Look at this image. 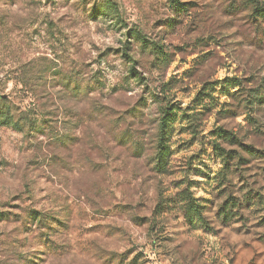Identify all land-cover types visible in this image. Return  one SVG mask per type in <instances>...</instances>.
I'll return each instance as SVG.
<instances>
[{"label": "rangeland", "instance_id": "374dc122", "mask_svg": "<svg viewBox=\"0 0 264 264\" xmlns=\"http://www.w3.org/2000/svg\"><path fill=\"white\" fill-rule=\"evenodd\" d=\"M0 95V264H264V0H0Z\"/></svg>", "mask_w": 264, "mask_h": 264}, {"label": "trees", "instance_id": "16d2710c", "mask_svg": "<svg viewBox=\"0 0 264 264\" xmlns=\"http://www.w3.org/2000/svg\"><path fill=\"white\" fill-rule=\"evenodd\" d=\"M114 9H115L114 5L108 3V1H107L105 5H103V6L100 7V10H99L98 13H100V16H104L105 18H108L109 20H112L111 15L116 14V12H115ZM115 20H117V23L120 22V18L117 17V16H116ZM128 33L131 34L138 41H141L142 42L144 40L140 36L139 33L132 32V31L131 32H128ZM3 98H4V96L3 95H0V100H3ZM172 116H173L172 109L170 107H167L165 109V111L163 112V117L160 120V124H159V128H160L162 134L165 132V129L170 124ZM15 124H16V121L14 120V117L9 114V110L7 111L5 109V104H1L0 105V125L1 126H13ZM217 136L220 139H227L226 138V132H223L221 130L218 131ZM159 156H163V152H160L159 153ZM191 213L198 214V212L196 210L192 211ZM189 219L191 221L193 219V216L191 218H189Z\"/></svg>", "mask_w": 264, "mask_h": 264}]
</instances>
